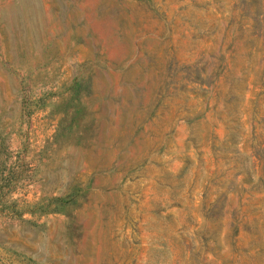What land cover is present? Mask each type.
<instances>
[{
  "label": "rangeland",
  "instance_id": "rangeland-1",
  "mask_svg": "<svg viewBox=\"0 0 264 264\" xmlns=\"http://www.w3.org/2000/svg\"><path fill=\"white\" fill-rule=\"evenodd\" d=\"M0 264H264V0H0Z\"/></svg>",
  "mask_w": 264,
  "mask_h": 264
}]
</instances>
